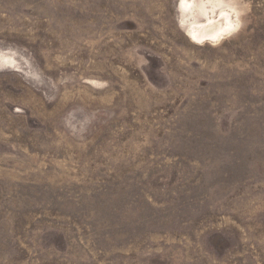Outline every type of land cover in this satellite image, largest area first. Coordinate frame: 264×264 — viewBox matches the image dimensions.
Here are the masks:
<instances>
[{
  "label": "rangeland",
  "instance_id": "1",
  "mask_svg": "<svg viewBox=\"0 0 264 264\" xmlns=\"http://www.w3.org/2000/svg\"><path fill=\"white\" fill-rule=\"evenodd\" d=\"M202 1L0 0V264H264V0Z\"/></svg>",
  "mask_w": 264,
  "mask_h": 264
},
{
  "label": "bare ground",
  "instance_id": "2",
  "mask_svg": "<svg viewBox=\"0 0 264 264\" xmlns=\"http://www.w3.org/2000/svg\"><path fill=\"white\" fill-rule=\"evenodd\" d=\"M187 5H189L191 7L196 6L195 3H194V0H188V4ZM199 9L202 12V15L204 17H206L208 23L206 25H202L201 28H199V26H198V28L193 31L194 32L193 35L196 38H198V39H200V38L201 39H204V38L210 37L211 39L216 40L217 38H219V36L224 35L225 33H228V32H231L232 30H234V27H231V26L228 27V24L227 23H226L227 24L226 25L227 27L226 28H222V25L224 23L221 25V22L223 20L220 21V22H217L216 21L215 17L213 16V15L216 14L215 5L212 4L211 0L202 1L200 3ZM222 15H223V13H222ZM218 25L220 26V29H222L220 31V29L218 28L220 32H215V31H211V30L208 31V29H212L213 27L218 26Z\"/></svg>",
  "mask_w": 264,
  "mask_h": 264
}]
</instances>
